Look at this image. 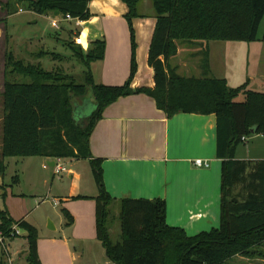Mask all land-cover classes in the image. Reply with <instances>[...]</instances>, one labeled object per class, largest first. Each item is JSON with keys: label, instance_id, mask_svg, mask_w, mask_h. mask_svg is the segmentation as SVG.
I'll list each match as a JSON object with an SVG mask.
<instances>
[{"label": "trees", "instance_id": "trees-1", "mask_svg": "<svg viewBox=\"0 0 264 264\" xmlns=\"http://www.w3.org/2000/svg\"><path fill=\"white\" fill-rule=\"evenodd\" d=\"M89 1L27 2L29 9L40 15L53 11L86 20ZM123 1L128 6L131 65L129 77L121 85L93 80L90 63L103 58V39L90 41L87 48L67 43L84 67L83 83L58 70H45L39 62L16 58L11 51L5 53L0 174L5 172L3 159L10 156L89 160L98 186L93 197L96 237L115 264H229L237 255H263L264 159H237L235 151L245 142L243 136L264 135V93L248 89L247 82L232 87L225 78L211 76L206 48L202 50L199 77L179 74L169 61L176 55L179 42L258 40L259 27L264 23V0H151L156 16L147 56L153 70L152 87L131 86L137 70L132 19L138 15L140 0ZM11 9L8 2V15L14 12ZM138 93L151 96L167 117L177 113L215 114L216 156L221 160L217 228L188 235L183 228L166 222L164 199L121 198L117 200L120 239L111 240L113 217L108 205L116 200L105 189L102 160L91 155L89 138L105 107L119 97ZM241 94L244 97L240 99ZM75 99L89 101L90 113L78 116ZM62 212L66 223L71 224L73 216L65 208ZM14 226L26 231L27 264H41L37 228L25 219L14 220L7 208L0 206V232L5 240L18 237L12 235Z\"/></svg>", "mask_w": 264, "mask_h": 264}, {"label": "crops", "instance_id": "crops-1", "mask_svg": "<svg viewBox=\"0 0 264 264\" xmlns=\"http://www.w3.org/2000/svg\"><path fill=\"white\" fill-rule=\"evenodd\" d=\"M8 2L11 0H0V39L4 38L8 29ZM88 9L90 15L82 21L78 30L81 44L87 48L90 41L103 39L105 42L103 58L90 63L93 80L97 84L121 85L128 79L131 65V35L126 19L128 6L123 0H90ZM137 12L138 15L132 19L137 70L131 86L152 87L153 70L147 62L148 49L156 24L152 1L140 0ZM213 41L228 40L193 44L179 42L177 53L171 57L170 64L177 67L179 72L181 65H187L188 58L199 53L198 51L187 53L186 58L177 61L173 59L177 55H183L186 49L192 50L194 46L199 48L203 46L208 50L209 65L210 63L212 65L210 43ZM248 66H251L252 70L246 72L244 81L239 85L247 82L248 89L264 93V60L252 58L246 63V67ZM210 75L213 76L211 73ZM1 76L2 95L5 55ZM226 80L228 83V79ZM89 104L88 109L85 102L76 104V114L85 116L90 113L92 104L90 102ZM86 109L88 111H85ZM245 143L246 147L243 150L237 147L235 151L237 159H264V135L255 134L251 141L247 137ZM89 147L91 155L102 160L105 189L115 198L117 204V200L121 198H162L166 203V222L171 226L183 228L188 235L209 231L219 226L221 160L216 156L215 114L177 113L167 117L157 108L155 100L145 93L122 96L105 107L102 117L90 135ZM28 157L37 159L42 166L48 164L47 167L43 166L44 168H52L53 162L58 159ZM198 158L208 162L209 166H196L193 161ZM9 159L15 166L20 165V169L16 168L17 171H27L24 157L18 159L5 157L3 161L6 169ZM60 160L67 168L70 178L79 177L72 168L76 159ZM65 160L68 161L69 167ZM5 174L4 176L0 174V194H5L4 199H1L2 206H7L14 220L25 219L38 230L35 221L27 218V213L23 211L20 203L16 208L11 207V202L20 201L23 194L16 193L13 187L5 182ZM15 176L17 180L18 175ZM79 195L87 197L75 198ZM95 196L81 192L63 196L62 201L73 216V221L70 226L64 228L63 222L58 226L50 220L48 228L54 231L59 229L61 235L38 237L37 250L41 264H115L107 258L104 246L96 237L93 199ZM59 204L60 200L55 199L54 205ZM25 234L26 231L21 230L18 237L6 240L12 256L13 251L18 252L16 246L21 242L20 237ZM23 251L27 252L26 239Z\"/></svg>", "mask_w": 264, "mask_h": 264}, {"label": "rangeland", "instance_id": "rangeland-1", "mask_svg": "<svg viewBox=\"0 0 264 264\" xmlns=\"http://www.w3.org/2000/svg\"><path fill=\"white\" fill-rule=\"evenodd\" d=\"M12 14L7 19L8 29L4 38L0 39V80L2 79L1 70L4 63V55L7 51L13 52L14 56L24 61L40 65L45 70H58L62 74L71 76L77 83L84 82V67L76 56V53L67 44L72 42L75 46H83L77 43L76 32L79 30L73 21H66L67 16L61 13L57 14L50 11L46 15H40L29 9L27 0H11L10 2ZM22 11H19V9ZM52 19L57 20L59 28H55ZM262 22L258 31V40L254 42H236V41H213L212 44V65L210 72L213 76L224 77L228 79V84L236 87L245 79L247 71L252 70L251 66L246 67V63L250 59L264 60V41L261 40L263 33ZM60 31V32H59ZM60 33V34H59ZM3 37V36H2ZM84 47V46H83ZM82 47V48H83ZM202 47H193L186 49L183 55H177L173 60H179L187 57V53L199 54L187 59V65L180 67L179 74L183 76H201V60L203 58ZM209 65V66H210ZM254 66V65H252ZM255 85V84H253ZM251 88H253L251 86ZM241 94L239 98H243ZM75 104L81 103L79 99H75ZM86 108L90 104L85 101ZM85 111H88V110ZM3 95L0 94V141L2 139V122H3ZM254 135L249 137V141ZM246 143L238 145L243 150ZM18 159L20 156H10ZM8 157V158H10ZM23 158V157H22ZM27 171L20 169V165L15 166L13 161L9 159L7 169L5 166V182L13 187L16 193H22L21 200L11 202V207L15 208L20 203L23 211L27 213L29 220H34L38 227L39 238H49L51 236L59 237L61 235L59 229L56 231L48 228L50 220L60 226L63 222L64 228L70 226L62 212L66 207L62 201L63 196L75 195L78 192L86 195H97L98 186L95 181L94 173L87 159H76V163L72 168L79 174L78 178L69 177L68 171H62L59 174L52 173V168H44L40 161L32 157H24ZM68 165V161H66ZM17 171V172H16ZM21 173V174H20ZM17 180H16V176ZM1 176H4L2 174ZM4 190V189H3ZM2 195L0 194V206ZM60 200V204L55 206L54 200ZM7 207V206H6ZM108 209L113 217L110 226V237L113 242H117L120 237V227L118 220L119 206L112 201L108 205ZM69 235V231L67 232ZM21 242L18 243V252L13 251L14 264H27L25 239L20 237ZM7 244V242H5ZM23 244V245H22ZM264 252V247H262ZM16 254V255H15ZM262 256V257H261ZM248 254L245 256L237 255L230 259L229 264H264L263 255ZM0 264H2V246L0 244Z\"/></svg>", "mask_w": 264, "mask_h": 264}, {"label": "built area", "instance_id": "built-area-1", "mask_svg": "<svg viewBox=\"0 0 264 264\" xmlns=\"http://www.w3.org/2000/svg\"><path fill=\"white\" fill-rule=\"evenodd\" d=\"M19 11H22V9L20 8ZM65 20L66 21H73L77 28H79L81 26L82 21H83L79 18H72L70 16H67L65 18ZM52 23H53L55 28H59V25H58L59 22L57 20L52 19ZM76 35H77V38H76L77 43L81 44V36L78 34V30L76 32ZM242 140L246 141V137L243 136ZM60 159L61 158H58L56 161H54V164L52 165V169H53L54 174H59L62 171L67 170L64 163ZM193 163L198 167H208L209 166L208 162H206L202 159H199V158L195 159L193 161ZM43 166L47 167L48 164H44ZM21 230L22 229L18 228L17 226H14V230L12 232V235L19 236L21 234ZM5 242H6L5 238L2 236V233L0 232V244L2 246V262H3V264H14L12 252H11L9 246Z\"/></svg>", "mask_w": 264, "mask_h": 264}, {"label": "water", "instance_id": "water-1", "mask_svg": "<svg viewBox=\"0 0 264 264\" xmlns=\"http://www.w3.org/2000/svg\"><path fill=\"white\" fill-rule=\"evenodd\" d=\"M27 1H32V2H34V1H36V0H27ZM253 134H254V131H253ZM53 164H54V162H53ZM51 227V226H50ZM53 227V226H52Z\"/></svg>", "mask_w": 264, "mask_h": 264}]
</instances>
